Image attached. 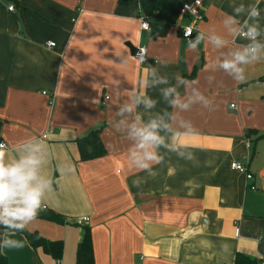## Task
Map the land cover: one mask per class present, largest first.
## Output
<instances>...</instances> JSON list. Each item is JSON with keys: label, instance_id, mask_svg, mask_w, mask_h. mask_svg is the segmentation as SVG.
<instances>
[{"label": "crops", "instance_id": "crops-1", "mask_svg": "<svg viewBox=\"0 0 264 264\" xmlns=\"http://www.w3.org/2000/svg\"><path fill=\"white\" fill-rule=\"evenodd\" d=\"M201 2L204 19L191 40L198 33L205 38L192 52L183 37L187 18L155 36L151 21L150 30L141 29L139 0H0V143L9 160L30 139L43 146L40 174L51 181L43 203L64 221L38 214L26 229L61 242L60 259L22 233L5 232L0 241H25L22 249H0L6 264H77L85 227L91 264H234L238 253L264 260V52L244 66L243 82L215 67L250 43L224 24L235 16L247 30L249 5L259 8V18L248 23L258 24L264 43V0ZM214 34L224 47L211 44ZM139 46L148 49L146 64L134 58ZM161 77L168 83H157ZM177 77L198 83L178 84ZM172 86L183 100L199 89L213 110L200 103L172 107L162 94ZM137 98L154 106L136 105ZM125 104L133 111L119 115ZM153 119L170 131H160L168 147L157 149L161 160L149 175L132 162L136 142L128 125ZM187 121L195 134L184 133ZM97 129L106 156L81 161L77 139ZM178 131L189 146L175 145L184 158L169 150ZM233 162L253 179L233 171Z\"/></svg>", "mask_w": 264, "mask_h": 264}, {"label": "clouds", "instance_id": "clouds-1", "mask_svg": "<svg viewBox=\"0 0 264 264\" xmlns=\"http://www.w3.org/2000/svg\"><path fill=\"white\" fill-rule=\"evenodd\" d=\"M245 10L243 4L234 8L237 16ZM260 16L258 6H248V17L244 21L243 31L238 27V21L235 16L227 17L224 24L228 27L232 35H242L247 38L250 43L242 49L231 52L222 61H219L215 67L222 69L225 73L232 77L236 82L245 80V65L252 64L261 60V53L264 52V43H261L257 37L261 35L258 24H249L248 20H257ZM190 33L186 32V36ZM204 34L198 33L194 40H189L187 48L189 51L195 52L197 46L204 40ZM212 45L216 48H222L225 40L218 36L209 37ZM155 69H153V74ZM178 84H196L198 81H186L183 77H177ZM157 83L167 84V78L161 77ZM162 94L172 107H178L181 110H188L194 103H200L205 109L213 110V101L203 95L199 89L193 88L191 95L187 100L180 98L177 88L172 86L162 90ZM171 97V99H169ZM144 103L145 107L151 108L154 102L150 99L141 100L137 98L135 104ZM133 111L132 104H125L120 110L119 115L131 113ZM187 127L182 125L184 133L187 134L192 130L195 134V127L190 121L186 122ZM128 135L136 144L131 152L133 164L141 171L152 172L153 164L159 163L161 158L157 149L161 146L168 147L164 136L160 135L161 129L170 131V125L166 122L153 119L148 123L133 122L128 125ZM173 135L171 151H176L180 158H184V153L179 151L175 145L181 148L189 147L182 143L181 133L175 132ZM38 139V138H37ZM43 146L35 140H29L22 149V153L15 159L7 158V146L0 144V226L11 229L15 233L24 232L28 225L31 224L38 216L42 206L45 193L51 189V181L44 178L40 174L42 165ZM194 155L190 154L187 159H194ZM143 181H133L135 187H139ZM25 246L23 239H5L0 241V249H22Z\"/></svg>", "mask_w": 264, "mask_h": 264}, {"label": "trees", "instance_id": "trees-1", "mask_svg": "<svg viewBox=\"0 0 264 264\" xmlns=\"http://www.w3.org/2000/svg\"><path fill=\"white\" fill-rule=\"evenodd\" d=\"M122 5H127L128 0H119ZM143 18L151 21L155 36H163L168 28L175 24L179 18L182 5L185 2L181 0H139ZM150 28L151 24L149 22ZM250 133V132H249ZM77 146L81 161H91L106 156V149L100 137V130L90 132L88 135L77 139ZM39 215L46 220L63 223V218L49 210L40 211ZM5 232H14L11 229L0 226V234ZM29 243L35 248H42L46 253L51 254L55 259H60L63 245L61 242H50L40 237L37 233H29L26 230L22 232ZM93 261V247L91 231L85 227L83 237L78 246L77 264H91ZM0 264H6L3 258H0ZM234 264H261V261L238 253Z\"/></svg>", "mask_w": 264, "mask_h": 264}, {"label": "built area", "instance_id": "built-area-1", "mask_svg": "<svg viewBox=\"0 0 264 264\" xmlns=\"http://www.w3.org/2000/svg\"><path fill=\"white\" fill-rule=\"evenodd\" d=\"M201 8H202V2L201 0H190V1H186L181 8V12L179 14V18L180 19H184L187 18L188 22L186 25H184L182 27L183 30V37L189 41L192 39V37L195 34V31L197 30L199 24L203 21L204 17L201 14ZM15 7L14 5H10L9 6V10L10 11H14ZM141 29L148 31L150 30V25L149 22L147 21L146 18H142L141 19ZM246 31V30H243ZM186 32L190 33V35L186 36ZM241 39L244 40H248L247 38L243 37L242 35H238ZM249 41V40H248ZM50 47H54L55 44L54 43H49ZM134 58L135 60H137L139 62V64H146L149 62V57H148V49L145 46H139L135 53H134ZM106 101L109 100V96L105 98ZM51 105L53 104V102L50 103ZM103 106H105V103L102 104ZM233 107V106H232ZM46 138V136L44 137ZM5 145L4 143H0ZM231 169L233 171L239 172V173H243L246 176L247 180H252L253 179V175L248 171V168L243 165L242 163L239 162H233L231 164ZM255 187H252V189H254ZM48 209V207L43 203V206L41 208L40 211H46ZM82 222L88 221L87 218H82L81 219ZM239 234V230L238 228L236 229V235ZM261 264H264V260L261 262Z\"/></svg>", "mask_w": 264, "mask_h": 264}]
</instances>
